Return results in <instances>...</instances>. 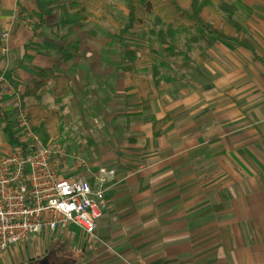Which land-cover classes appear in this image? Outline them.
Segmentation results:
<instances>
[{
  "label": "crops",
  "instance_id": "0c3cea01",
  "mask_svg": "<svg viewBox=\"0 0 264 264\" xmlns=\"http://www.w3.org/2000/svg\"><path fill=\"white\" fill-rule=\"evenodd\" d=\"M239 2L235 20L254 52L216 39L193 60L187 82L158 81L142 66L138 77L152 89L144 101L127 71L129 50L106 53L107 44L119 43L104 0L87 21H79L72 0H0V134H19L17 98L59 112L60 134H120L118 151L95 154L88 170L70 169L88 179L101 168L117 172L96 236L88 238L112 250L84 245L81 261L67 264H120L118 252L131 264H264V0ZM213 25L236 36L226 22ZM42 70L70 79L62 101L54 80L39 102L24 101ZM154 122L162 123L159 137ZM1 136L13 145L11 135ZM79 237L76 227L45 231L0 254V264H56L51 251L62 244L72 251Z\"/></svg>",
  "mask_w": 264,
  "mask_h": 264
},
{
  "label": "built area",
  "instance_id": "2783aa9c",
  "mask_svg": "<svg viewBox=\"0 0 264 264\" xmlns=\"http://www.w3.org/2000/svg\"><path fill=\"white\" fill-rule=\"evenodd\" d=\"M4 89L14 93L8 83ZM14 109L19 142L6 147L0 134V254L45 231L76 227L96 236L115 170L101 168L91 179L70 173L83 160L35 132L20 98Z\"/></svg>",
  "mask_w": 264,
  "mask_h": 264
},
{
  "label": "trees",
  "instance_id": "16d2710c",
  "mask_svg": "<svg viewBox=\"0 0 264 264\" xmlns=\"http://www.w3.org/2000/svg\"><path fill=\"white\" fill-rule=\"evenodd\" d=\"M123 2L125 8L129 10V14L123 20L114 18L111 22L116 32L113 38L118 41L124 50L128 47L126 38L140 30L143 31L146 23L154 17L157 20L156 24L162 23L167 26L172 39L176 37V33L193 37L191 39L193 42H210L212 38H217L225 43L244 47L254 52L251 43L247 39V31L235 20V16L240 9L239 0H123ZM71 7L78 10L79 21H87L92 12L104 9L102 0H72ZM219 20L233 26L236 30V36L230 37L224 31L216 29L213 22ZM151 33L154 35L153 30ZM158 36L160 37L157 39L159 46H167V49L173 51L174 56L187 58L183 54L184 52L177 49V46H171L166 36L162 33ZM123 44L126 45L123 47ZM137 52L136 47L126 52V56L131 61L127 71L130 72L132 80L139 88L142 100L146 101L151 96L152 89L148 81L138 77L137 71L145 65H152L155 70L158 60L146 51H142L141 54ZM40 76L42 80L35 82L34 86L26 91L24 101L27 98L39 99L42 87L50 80H54L56 84L54 96L58 102L68 95L70 91L69 78L57 76L50 70H42ZM23 105L27 109L29 122L35 132L40 134L46 141L60 136L62 117L59 112L45 110L40 103L28 105L27 102L26 104L23 102ZM14 116H16L15 112ZM9 119V117L3 116V120L9 122ZM161 124L154 122L155 137L161 135L157 130V127ZM11 137L15 142H19L14 134H11ZM56 264L59 263L56 262Z\"/></svg>",
  "mask_w": 264,
  "mask_h": 264
},
{
  "label": "rangeland",
  "instance_id": "374dc122",
  "mask_svg": "<svg viewBox=\"0 0 264 264\" xmlns=\"http://www.w3.org/2000/svg\"><path fill=\"white\" fill-rule=\"evenodd\" d=\"M104 4L108 16L122 20L125 18V16H127V10L125 8V4L123 0H104ZM242 14L243 16H248V13L246 12H243ZM156 22L157 20L153 17L151 21H148L146 23V27L143 31L140 30L137 33L128 36L126 38L127 46H128L126 50L130 51L135 49L136 47L138 54H141L142 51H146L147 53H150L151 55H154L156 57V59L158 60L155 65L156 69L154 70L152 68V65H147L148 67L146 70V75L153 74L154 77V71H155L156 76L154 77V79L158 81L182 78V80H184L183 82H187V80H189L192 76L191 74H189L190 73L189 68L193 67L192 64L193 60L197 59L198 57L200 58L201 54L205 53V47L212 45V43H214L217 38L216 39L212 38V41L210 42H205V41L193 42L191 41L193 37L176 33L175 34L176 37L172 39L171 35L169 34V30L167 26L163 25L162 23L156 24ZM94 25H96V23H94ZM89 28L92 27H88V29ZM102 28L103 30L106 31L107 38L111 41L112 34H114L111 24L105 22ZM152 30L154 35L151 33ZM160 33L166 36L171 46H177V49L179 51L184 52L183 54L187 58L184 59L183 57L174 56L173 51L167 49V46H162V47L159 46L157 43V39L160 38L158 36L160 35ZM124 45L126 44H123L122 46L124 47ZM117 48L118 49L120 48L122 52L124 50L122 47H120L119 44H113V45L107 44V46L105 47L106 53L109 54V51L114 49L116 50ZM47 91L48 88L46 87L43 90V93L45 94ZM31 101L33 100H28V102ZM2 135H5L10 139L9 137L10 134L8 135L2 134ZM53 139L56 141L58 145L62 146L66 152L73 155L75 154L83 160V165L80 168L75 169L78 171H82L83 169L88 170L87 164L90 159L91 160L95 159L94 157L95 154H97V157L100 158L102 155L104 156L111 155L122 147L120 134H78L77 137L74 134H60L58 138H53ZM10 142L11 140L8 142V145ZM15 143L16 142L14 141L13 145ZM72 166L74 167L75 164L72 163ZM107 167H112V166L111 164H109ZM114 182L112 184H114ZM88 238L91 237L86 235H83V238L79 237L76 243L77 248L73 249L72 251H71L72 247H70V245L62 244L63 246L61 247V249L58 250V252H56L55 250H53V252L51 251L52 255H49L51 261L57 262L59 264H65L66 262L67 264V263H71L73 260L74 263L75 262L78 263V261H81L79 260L81 259V255H82L80 250L84 245L89 247L91 245H96L100 243V245L98 246L99 248L98 250H100L101 247L105 252H108L106 247H108L109 250H112V248L110 247L112 245L107 243L106 241L101 240L99 237H98L99 240L94 239L93 241L88 240ZM31 242L32 240L28 241L27 243H31ZM51 248H53V245L51 246ZM67 254H72V256L68 257ZM98 254L101 255L102 253L98 252ZM114 256L117 257L116 259H113L114 262H120V264H131L130 261L127 259V257L125 255H122V252L120 253L118 252ZM74 257H78V258H74ZM87 259L89 260V257ZM41 261L40 263L38 262L37 264H42Z\"/></svg>",
  "mask_w": 264,
  "mask_h": 264
}]
</instances>
